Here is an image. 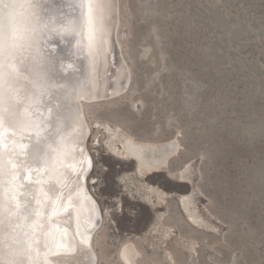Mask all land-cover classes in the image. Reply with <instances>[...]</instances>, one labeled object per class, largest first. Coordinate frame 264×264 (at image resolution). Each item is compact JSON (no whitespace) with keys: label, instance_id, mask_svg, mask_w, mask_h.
I'll return each mask as SVG.
<instances>
[{"label":"rangeland","instance_id":"374dc122","mask_svg":"<svg viewBox=\"0 0 264 264\" xmlns=\"http://www.w3.org/2000/svg\"><path fill=\"white\" fill-rule=\"evenodd\" d=\"M120 4L130 89L85 104L87 182L103 212L98 264H121L128 235L143 236L134 239L138 264H165V256L171 264H264V0ZM108 125L141 141L177 139L178 154L163 171L138 176L134 161L109 152ZM144 182L169 196L159 204ZM189 193L183 208L179 196ZM159 216L172 240L150 232Z\"/></svg>","mask_w":264,"mask_h":264},{"label":"bare ground","instance_id":"6f19581e","mask_svg":"<svg viewBox=\"0 0 264 264\" xmlns=\"http://www.w3.org/2000/svg\"><path fill=\"white\" fill-rule=\"evenodd\" d=\"M34 3L14 50L5 57L0 45V264H98L93 240L103 216L87 182L93 158L85 104L130 89L131 70L119 41L121 4ZM104 129L111 155L135 161L143 178L162 171L179 151L177 139L152 143L120 127ZM179 175L187 180L184 172ZM143 187L159 204L166 199L159 187ZM192 203L193 193L180 197L181 207ZM195 216L200 214L190 220L198 224ZM160 220L150 232L166 242L172 233ZM138 254L133 243L122 249L126 264H136ZM163 259L171 264L173 258Z\"/></svg>","mask_w":264,"mask_h":264},{"label":"clouds","instance_id":"9594fccd","mask_svg":"<svg viewBox=\"0 0 264 264\" xmlns=\"http://www.w3.org/2000/svg\"><path fill=\"white\" fill-rule=\"evenodd\" d=\"M34 0H0V45L5 57L32 20Z\"/></svg>","mask_w":264,"mask_h":264},{"label":"flooded vegetation","instance_id":"af4514ba","mask_svg":"<svg viewBox=\"0 0 264 264\" xmlns=\"http://www.w3.org/2000/svg\"><path fill=\"white\" fill-rule=\"evenodd\" d=\"M136 163V162H135ZM168 166V165H167ZM167 167H165L164 169H166ZM164 169H162V171L164 170ZM161 172V171H160ZM135 173H136V169H135ZM91 175V174H90ZM154 175V174H153ZM170 177H172L173 178V174L172 173H170ZM145 183H147V182H145ZM147 184H149V183H147ZM150 185H152V184H150ZM155 186V185H154ZM161 189V188H160ZM162 190V189H161ZM163 191V190H162ZM163 192H165V191H163ZM166 193V192H165ZM166 197L167 196H169V194L168 193H166V195H165ZM165 197V198H166ZM160 204H162V203H160ZM179 204H180V196H179ZM102 210V209H101ZM102 216H103V212H102ZM158 218H160L161 220L160 221H162L163 219H162V217L161 216H159ZM157 224L158 223V219L156 220V222H154V224ZM162 222H160L159 224L161 225V227H162V229L164 230H167L168 232H169V230H168V228L167 227H165L164 226V224L162 223ZM154 224H153V226H154ZM153 226H152V228H153ZM102 228H103V222H102V225H101V228L99 229V231L98 232H100L101 230H102ZM151 230V229H150ZM164 230V231H165ZM97 232V233H98ZM171 232V231H170ZM140 237V238H139ZM143 238V236H140V235H128L127 236V238H126V241L123 243V245L120 247V249H119V252H118V259H119V262L121 263V264H126L125 263V261H124V259H123V257H122V249L124 248V245H126L127 243H133L135 246H136V244H135V242H134V239L135 240H141ZM168 240H172V236H171V238H169ZM136 248H137V246H136ZM138 249V248H137ZM139 251V250H138ZM139 254H140V251H139ZM138 254V257L136 258V263L138 264V260H139V257H140V255Z\"/></svg>","mask_w":264,"mask_h":264},{"label":"water","instance_id":"95a60500","mask_svg":"<svg viewBox=\"0 0 264 264\" xmlns=\"http://www.w3.org/2000/svg\"><path fill=\"white\" fill-rule=\"evenodd\" d=\"M53 9V8H52ZM52 9H51V11H52ZM41 13H43V10H42V8H41ZM42 17V16H41ZM56 21V20H55ZM54 21V25L56 24V22ZM41 25L43 26V23H41ZM41 26V37L44 39V36H43V34H44V26L42 27ZM14 48V46L13 47H11L10 48V50L9 51H12V50H14L13 49ZM44 47L42 46L41 47V50L43 49ZM44 50V49H43ZM40 56V55H39ZM41 58H43V52L41 53ZM38 61H39V57H38V59H37ZM134 163H135V161H134ZM135 168H136V163H135ZM16 195V194H15ZM15 195H14V198H15Z\"/></svg>","mask_w":264,"mask_h":264}]
</instances>
